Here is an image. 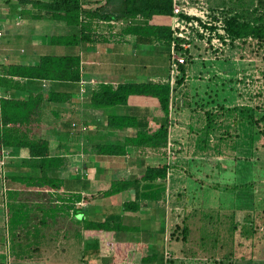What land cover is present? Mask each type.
Wrapping results in <instances>:
<instances>
[{"label":"trees","instance_id":"16d2710c","mask_svg":"<svg viewBox=\"0 0 264 264\" xmlns=\"http://www.w3.org/2000/svg\"><path fill=\"white\" fill-rule=\"evenodd\" d=\"M205 1L208 3L207 0ZM17 2L23 4L30 3L31 7L42 10L50 19L62 20L64 25L74 28L68 32L69 34L51 35L49 38L51 43L69 44L72 46L79 43L85 46L91 43L94 44L97 38L95 34H91V30H93L92 25L98 23H105L108 26L114 24L118 28V32L130 34L136 41L139 37L153 38L169 46V41L171 40V32L167 24L171 12L170 0H17ZM208 5L210 9L217 8L209 3ZM218 7H221L225 14L223 18L225 31L230 40L244 39L241 42L243 44L245 39L249 38L252 41L250 43L255 45L256 48L258 46L264 47V0H237L236 4L233 3L232 6L228 7L220 4ZM127 19L130 20L129 23ZM119 21L121 23H118ZM1 35H3L2 31ZM89 40L92 42H89ZM179 69L182 74L183 66L180 65ZM181 74L175 79V86H178L182 82L183 76ZM79 75L80 60L76 53L40 54L34 64L17 63L13 60L0 62V86L2 87H5V84L10 82H12V85L15 84L16 81L11 79L13 76L32 80L33 82L41 80L76 82L79 80ZM174 85L170 88L167 81H128L119 82L115 85L100 82L95 88L88 91L89 106L106 111L115 105H127L130 97H137L139 99L142 97L150 98L155 103L152 106V111L150 110V106H144L146 108V119L144 120L145 123L143 121L141 124L134 114L108 112L106 114L105 127L119 130L130 128L132 133L125 135L120 143L104 142L97 144L98 153L109 156L124 155L127 152L126 146L153 152L161 150L164 154L156 162L147 160L141 174L137 178L112 179L109 181L111 183H109L108 187L99 192H103L102 195H109L140 183L141 186L137 192V197L121 202V212L123 211V213L128 211L135 212L144 201H148L153 205L155 203L154 198L156 197L154 193L160 189L164 190L166 182H169L167 178H170L171 167L177 166L174 164L177 159L168 161L165 156L169 143V149L172 152L176 153L180 151V148L176 149V142L170 139L169 136L171 127L176 123V120L171 115L172 108L169 109L170 91L174 89ZM38 91L42 95V89L39 88ZM50 91H45L47 96L45 98L47 100H52L51 97H48L50 94L55 97L61 95L55 91L48 94ZM39 99L38 95L25 99L0 97V147L8 149L10 153L17 150H25L27 154V159H23L21 161L22 164L19 165V169L22 170L21 172L19 169L15 171L13 168L5 170V165L2 161L0 166L1 178L4 184L8 186L21 185L24 188L29 187L31 191L28 194L34 197L45 195V193L38 192L36 189H54L58 188L59 185V179L56 176L54 177V174L49 170V168L52 170L55 167V162L58 159L48 155L47 140L41 137L33 127L26 125L27 122H31V116L38 110ZM254 108H258L257 105H254ZM252 110L259 115H253L256 113H251L249 112L250 109H248L245 119L249 125L257 128V133L264 135V115L261 111ZM184 170L186 171L185 168ZM220 185V183L215 182L210 187L218 188ZM176 188V192L169 191L168 189L166 193L167 198L161 203L162 211L166 213V217H162V220L165 221L166 219L167 228L165 231L166 224H162L160 228L162 234L166 232L169 241L175 240L176 242L180 241L184 243L187 241L189 232L188 223L186 225L188 218H186V212H184L187 202L183 198V196L186 197V186L183 185ZM23 192L24 194L27 193V191ZM73 198L78 199L79 197L75 196ZM71 199L70 197L69 200ZM148 202L147 204H149ZM174 204H178L179 207H173ZM69 205L72 206L71 203ZM188 207V216L189 214L194 215L191 212V204ZM83 209V207H78V209L73 208L72 211H82ZM40 210H43V208H40ZM241 213V219H243L241 220L242 225L249 213L247 211H242ZM120 218L121 216H114L112 219L100 216L99 218L80 217L77 219L76 226L70 227L73 230V234L68 235V239L59 241L50 238L42 241H57L61 246V250H69L80 246L85 238L87 240L89 238L95 239L89 241L88 246H97L98 251L94 250V256L100 253L98 258H103L105 264H134V260L137 257L144 264H164L165 262H170L171 254L174 253H169L167 249H163L160 252V256H156L154 251L155 244L145 243L148 252L137 256L139 248L143 247L142 243L116 238L115 234L118 236L122 230H127V226L121 223ZM40 219L47 222L44 218ZM190 223L194 226L197 225V218L194 222ZM235 223L234 221H232V224L230 223L232 234L230 225L222 223L229 226L218 228L216 237L211 239V242L214 243L211 250H221L222 254L213 253V255H219V258L207 255L206 257L211 261L209 264H219L223 260H226L225 264H234L233 260L244 259L242 254L233 256L234 246L238 244L235 238L237 235V223ZM80 229L81 233H79ZM256 229H260L256 224L247 225L244 233H253ZM18 241L10 239L9 248L13 250ZM92 242L96 244L94 245ZM262 242L264 240L261 237L257 238V242H253L254 248H257L254 250L255 256H249L250 261L254 257L261 255L259 249ZM25 244L28 243L25 242ZM85 244L81 248L83 253L80 254L82 256L80 260L92 258L89 252H87V256H84V252L86 251L84 248ZM36 249L44 250L31 245L29 251ZM250 261L248 262L250 263Z\"/></svg>","mask_w":264,"mask_h":264},{"label":"rangeland","instance_id":"374dc122","mask_svg":"<svg viewBox=\"0 0 264 264\" xmlns=\"http://www.w3.org/2000/svg\"><path fill=\"white\" fill-rule=\"evenodd\" d=\"M207 1L209 4L216 7L220 4L229 7L232 6L233 3L236 4L237 0ZM17 6H21L23 10L22 12L18 11L15 17L14 10ZM28 7H31L30 3L23 4L18 3L17 0H0V19L2 21L3 19L7 21V26L5 28L9 30L20 29L11 25L15 17L18 20L21 19L26 22L24 25L26 31L23 32V37L31 33L34 34L35 32L46 35H50L49 32L54 35L66 34L65 31H60L59 29L48 30L44 33L42 27L32 21L37 18H33L29 15L31 10ZM29 20L30 22H28ZM44 20L51 19L47 15V17H44ZM1 25L0 23V26ZM8 35L9 36L3 34L0 37V42H4L5 39L9 38L10 33ZM48 37L50 38V36ZM24 39L21 40V42H25L26 40ZM10 41L11 40H8V42ZM41 41L44 44L50 45L46 43L44 38H42ZM89 42L92 41L89 40ZM17 44L19 43L14 41L13 45H15V47ZM240 44L232 43L231 46L225 50L224 59H215L212 61L197 59L187 65L190 67L189 71L185 72L187 76H184V73H182L183 78L190 77V79H192L193 77L196 82L201 81L199 82L200 87L195 95H189V100L185 101V106L188 103V107L193 103L192 108L184 107V111H175L171 113L176 123L171 127V132H173L174 135L172 136L170 133L169 136L170 139L181 141V144L178 142L175 145H180L182 151H179L178 155L176 153H168V155L166 152L165 156L166 160L172 161L173 159H177L178 156L185 155V149L186 151L190 149L191 153L189 155L186 153L187 157L191 155L201 158H178L176 160L177 166L171 167L170 178H167L169 182H166L164 190L160 189L154 193L156 197L154 198L155 203H153V205L160 206L159 203L165 201L168 189L169 191L176 192V187L186 186V197L183 196V198L185 202H187L184 211L186 212V218H188L186 221L189 230L187 241L184 243L180 241L176 242L175 240L169 241L166 232L163 234L161 233V228L159 227L167 223L166 219V222L157 224L154 215L151 216L150 214V222L147 223L146 221L138 220L137 213L135 212H126L128 215L127 218L122 211L120 220L124 226H127V230H122V232H118V236L116 234L114 236L121 240L127 239L142 243L143 247L139 248L137 256L148 252L145 243H150L155 244L154 251L156 256H160V252L163 249H167L169 253H174L171 254L172 259L170 258V262H165L164 264H209L211 261L206 257L207 255H213V253L222 254L221 250H211L214 244L211 242V239L216 237L217 230L218 228L220 229V227H228L230 225L232 234V221L237 223H235L237 226V235L235 238L238 241V244L234 246L233 256L237 254H242V256H244V259L233 260L234 264H248V261H250L249 256H255L254 250L257 248H254L253 242H257V238L259 239L260 237L264 240V135L257 133V128L249 125L245 119L248 109H250L249 112L251 113H256L252 110L254 109L261 111L264 115V47L258 46L256 48L255 45L246 41H244L242 45ZM130 45L131 43L123 48L124 53L127 54V52H131L132 48ZM134 45V51H137V57L129 58L133 60V64L136 63L131 70L133 74L135 73L133 71L142 68L140 66L142 62L139 61V58H143L145 54H150L149 51L154 53H151L152 56L150 57L149 55L147 56L151 59L147 58L144 61V66L149 68L153 66L152 63L155 62L157 63L155 64L157 67L160 65L161 68L164 69L163 58H166L167 55L166 44H157L156 47L147 45L146 43L145 45L142 43H135ZM87 46L90 48L89 44H87ZM140 46L142 50L138 51ZM70 49L75 50L76 48L72 47ZM103 49H107V46L104 45ZM14 50L17 51V49ZM46 50L49 54H56L57 52V49L54 50V47L46 48ZM75 53L76 52H71L70 54ZM8 55L11 56L12 54L8 53ZM100 68L106 69V65H101ZM101 74H106V71H100L99 75L95 74L99 82H101L100 80L102 79ZM109 74L112 75V73ZM81 75L87 78L91 76V73L83 67ZM127 76L128 75H126V78H128ZM131 79H134V77H131ZM90 82L94 83L95 81L91 79ZM187 82L191 84L190 81L187 80ZM204 85H206V87ZM254 105H257L258 108H254ZM206 106H210L211 112L208 110L202 113L200 109ZM253 115L258 116L259 114L256 113ZM80 128L83 127L80 126ZM206 133L210 134L207 137L208 139L210 138L209 141H206V137L203 136V134ZM112 134L115 135L114 132L108 135L112 136ZM48 135V133H44L43 137L47 138ZM196 135H201V137ZM61 145L62 147L68 148L64 142L61 143ZM74 145L78 146L77 143ZM139 154L137 157H131L130 159L128 156L124 157V160H122L123 157L116 158L117 161L116 163H112V166L115 167L116 172L117 170L125 173L128 171L136 172V166L132 165L138 161V158L144 157L150 162H156L164 155L161 150L154 152L143 150L139 151ZM94 159L96 160L91 165H88L89 168H92L91 176L97 179L98 185L96 182L95 184L99 186L100 189H106L111 182H107V185L104 187L105 182L103 178L107 180L110 178V174H108L106 170L111 166L109 165L110 159H106L108 165L102 163L103 159L102 161L98 160L99 158L96 156ZM68 162L77 165V168L81 169V166L85 163V159H71V161L68 160ZM121 162L124 163L126 168H119L122 167L120 165ZM55 163H58V161ZM126 164H131V166L127 167ZM179 166L182 168L176 171V168ZM137 167L139 168V165H137ZM184 168L186 171H183ZM60 172H62V170H60L59 173ZM123 172H121V174H123ZM113 177L115 176L112 174V178ZM78 179L80 183L83 181L90 184V176L87 172L86 175L83 173L79 174ZM215 182L221 185L218 188H213V186L210 187ZM102 190H96V193H89L87 196H84L88 198L90 203L89 206L84 207L82 210L84 212L83 216H89L90 213L101 214L102 212L111 210L115 213V217H120V201L123 197L125 200L133 199V195H127L123 192L124 190L109 195H102L103 192L99 193ZM81 196L82 195L79 194V198ZM79 204L83 205L84 201L80 200ZM189 204L192 206L191 212L194 215L189 214L188 216L187 214ZM153 205H151V203L147 204L148 207H146L145 211H148V209L153 210ZM110 206L112 207L111 209ZM174 206L179 207L178 204H174L173 207ZM242 211H247L249 214L245 217L244 224L241 225V220H243L241 219ZM160 216H162V213H159L158 217ZM196 218L197 225L194 226L190 222H194ZM160 220H162V217ZM222 223H228L229 225ZM253 224H256L260 229H256L253 233H244L245 227ZM146 226L147 228H144ZM166 226L167 224L165 225V231L167 228ZM143 229L146 230L142 231ZM141 232L145 233L147 237L152 236L154 240L152 242L144 238L140 240L138 237ZM92 243L94 245L96 244L95 242ZM32 246H37L44 250L41 251L36 249L23 252L24 257H17L15 254H10L8 252H6L7 255L3 253V261L6 258L4 264H30L35 258L39 261L43 255L48 262L51 261L52 263L61 260L64 264H105L103 262L104 259L98 258L97 256L80 260L82 257L80 254L83 253L81 249L77 250V248L74 247L69 250H61L59 242L53 240L36 241ZM7 250H9V248ZM42 252H44L43 255H37ZM259 253L261 255L254 257L249 264H264V242L261 243ZM213 257L219 258L220 256L213 255ZM137 258L134 260V264H144ZM225 263L226 260L219 262V264Z\"/></svg>","mask_w":264,"mask_h":264},{"label":"crops","instance_id":"0c3cea01","mask_svg":"<svg viewBox=\"0 0 264 264\" xmlns=\"http://www.w3.org/2000/svg\"><path fill=\"white\" fill-rule=\"evenodd\" d=\"M28 8L31 10L29 15L33 18H37L33 19L32 21L40 25L44 33L48 30L58 29L68 33L70 30L74 29L64 25L62 20H44V17H47V15L44 14L42 10L34 7ZM22 10L23 8H21V6H17L14 10L15 17L18 11L22 12ZM15 17L11 25L20 29L9 30L5 28L7 26V21L3 19V23V21L0 19V23L2 24L0 26V31H2V34L9 36L8 34L10 33L9 38L5 40L3 38L4 42H0V62L13 60L17 63L34 64L36 63L37 57L40 54L48 53L46 48L54 47V50L57 49L56 54H68L71 52H76V54H78L80 60V75L79 80L76 82L46 80L33 82L32 80H25L24 78H17L13 76L11 79L16 81L15 84L12 85V82H10L5 84V87L0 86V97L3 98L14 97L18 99H25L33 95L39 96L40 102L38 110L34 115L31 116V122H27L26 125L33 127L41 137H43L44 133L49 134L47 138L43 137L47 140L49 150L48 155L52 158L55 157L58 159V163H55V167H53L52 170L49 168V170L59 179L58 188L36 189L38 192L45 193V195L34 197L28 194L31 191L29 187L24 188L21 187V185L8 186L7 184H4L3 180H1L2 175L0 174V264H4L6 259L5 258L3 261V253L4 255H7L6 252H8L10 254H15L17 257H24L23 252H28L31 245H33L36 241H42L50 238L62 241L64 239H68V235L73 234V230L70 227L76 226L77 219L84 217L83 211L77 210L76 212H73V208L78 209V207L84 208L89 206L90 201L84 196H87L89 193H94L96 190L104 189H100V187L97 186L98 181L91 176L92 168H89L88 166L96 160L94 159L95 156L99 158L98 160L102 161L103 159V161H106H102V163L107 165L108 161L106 159H110L109 165L111 166L106 169L108 174H110V178L108 180L103 178V181L105 182L104 187L107 185L106 183L112 179L137 178L141 174L143 170L142 167H144L147 161V159L144 157L138 158V161L135 163L136 165H132L136 166V172L128 171L125 173L119 170L116 172V169L114 166H112V163H116L117 159L120 157H123L122 160H124V157L127 156L129 159L131 157L135 158L138 156L139 151L143 150L133 149L132 147L126 146L127 152L124 155L109 156L99 154L97 150V144L104 142L120 143L122 142L125 135H130L132 133L130 128L119 130L116 128L105 127L104 124L106 123V114L108 112H113L115 114H134L140 120L139 123L141 124L146 119V108L144 106H150V110L152 111V106L155 103L153 99L150 98L142 97L139 99L137 97H130L127 105H115L108 109L109 111L90 107L88 104V91L92 88H95V86L100 83L96 79L95 74L99 75L100 71L105 70L106 74H101L102 79L100 81L101 83L107 82L112 85H115L119 82L128 81L165 82L168 79V44L166 58H163L164 69H162L160 65L157 67L155 65L157 63L155 62L152 63L153 66H150L149 68L144 66V61L148 58L147 56L149 55L150 57L154 53L149 51L150 54H145L143 58H139V61L142 62V64H140L142 68H139L137 71H133L135 72L134 74L131 71L132 67H134L136 63L133 64V60H130L129 58L137 57V51H134V44L142 43L145 45L146 43L147 45L156 47L157 44H164L160 40L139 37L136 41L132 35L118 32V28H116V25L114 24L108 26L105 23H98L92 25L93 30H91V34H95L97 39H95L96 42H94V44H89L90 48L82 44H76L72 46L69 44L51 43L48 36L54 34H51L50 32V35L35 32L36 34L31 33L23 37V32L26 31L24 26L26 22L21 19L18 20ZM28 22H30V20ZM42 38H44L46 43H49L50 45L44 44L41 41ZM23 39L26 41L21 42ZM8 40L11 41L8 42ZM14 41L19 43L16 47L13 45ZM124 43L126 45L131 43L130 46L132 50L130 53L127 52L126 54L123 52V48L126 47ZM104 45L107 46V49L105 50L103 49ZM141 46L138 51L142 50ZM72 47H75L76 49H70ZM14 49H17V51ZM8 53L12 55L8 56ZM101 65H106V69L100 68ZM83 67L91 73V76L87 78L82 77L81 71ZM189 69V66H185L183 69L186 76L187 73L185 72H188ZM109 73H112V75ZM126 75H128V78H126ZM130 76L134 77V79H131ZM91 79H93L95 82L91 83ZM187 80L190 81L191 84H188ZM199 82H196L193 77L192 79L187 77L183 78L182 82L178 86L174 85V89L170 91L169 97V109L172 108V113L175 111H184V107L192 108L193 103H191V105L188 107V103L185 106V101L189 100V95L191 96L196 94L198 88L200 87ZM204 86L206 87V85ZM39 88L42 89V95L38 91ZM46 90H51L48 92V94L55 91L59 92L61 95L63 94V96L57 95L55 97L54 95L50 94L48 97H51L52 100H47L45 98L47 97L45 94ZM200 110L202 113H204L205 111L210 110V106L203 107ZM209 112H211V110ZM80 126L83 128H80ZM111 132H114L115 135L112 134V136H109L108 134ZM171 135L173 136L174 133L171 132ZM209 135L210 134L208 133L203 134V136H205L207 139L206 141L210 140V138H207ZM196 136L201 137V135ZM172 140L176 143L180 142L181 144V141L174 139ZM63 142L66 144V146H68V148L62 147L61 143ZM76 143L78 146L74 145ZM180 151H182V147L180 148ZM186 153L189 155L191 150L187 149L186 151L185 149V155L178 156V158H201L199 156L196 157L191 155L190 157H187ZM176 154L178 155L179 152H176ZM26 155L27 154L25 150H17L13 153H10L8 149H2V147H0V161L4 162L5 170L13 168L16 171L19 169V165L22 164L21 161L23 159H27ZM71 159H85V163L80 169L77 168V165L68 162V160L71 161ZM174 164H176V162ZM120 165L122 167L119 168H126L123 162H121ZM126 165L127 167L131 166V164ZM137 165H139V168ZM177 169H180V167H177L176 171ZM19 170L20 172L22 171L21 169ZM60 170H62V172L59 173ZM86 172L90 176V184L83 181L80 183L78 179L79 174L83 173L86 175ZM121 172H123V174H121ZM112 174L117 178H112ZM140 186V183L132 185L123 192L127 195H133V198H136ZM23 191H27V193L24 194ZM79 194L82 195L80 198H73L75 196L79 197ZM70 197L72 198L71 200H69ZM80 200L84 201L83 205L79 204ZM124 200L125 199L123 197L120 201V205ZM147 202L148 201H144V203L135 211V213H137L138 220L146 221L148 223L150 222L149 216L151 214V216L154 215L156 218L155 222L157 224L164 223L165 221L160 220L161 217H166V213H163L162 211L163 208L161 207V203H159L160 206L153 205V210L148 209V211H145L146 207H148ZM70 203L72 206L69 205ZM40 205L41 207H39ZM40 208H43V210H40ZM111 208L112 207L110 206V209ZM158 212L162 213V216L158 217ZM121 214L122 212H120L119 215L121 216ZM114 215L115 213L109 210L108 212H102L101 214L90 213V215L86 217L99 218L100 216L112 219ZM124 216L128 218L126 212H124ZM40 218H44L47 220V222H44L43 219ZM144 228H147V226ZM145 230L143 229L142 231ZM79 233H81V229ZM140 236L138 237L140 240H142V238L150 242L154 240L152 236L147 237V235L142 232L140 233ZM10 239L19 240L18 243L16 242L13 250L9 248ZM93 240L95 239L89 238V240H87V238H85L84 242L75 248L81 249L83 244L86 243L84 247L86 249L84 256H87V252H89L90 257H93L95 254L94 250L98 251L97 246H88V242ZM25 242L28 244H25ZM8 248L9 250H7ZM43 254L44 252L37 255ZM30 264L64 263L61 260L57 261L56 263H52L51 261L48 262L46 257L43 255L39 261H37L35 258Z\"/></svg>","mask_w":264,"mask_h":264},{"label":"built area","instance_id":"2783aa9c","mask_svg":"<svg viewBox=\"0 0 264 264\" xmlns=\"http://www.w3.org/2000/svg\"><path fill=\"white\" fill-rule=\"evenodd\" d=\"M208 6L205 0H170L171 12L167 20L171 32L167 79L170 88L173 87L176 77L181 74L180 65L184 69L197 59L210 61L224 59V52L232 43L240 44L244 40H230L225 31L223 9L221 7L210 9ZM129 21L127 19L128 23ZM245 41L252 42L249 38ZM169 146L170 143L166 152L173 154ZM180 147L177 145L176 149ZM1 164L0 161V166Z\"/></svg>","mask_w":264,"mask_h":264}]
</instances>
